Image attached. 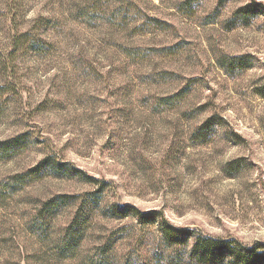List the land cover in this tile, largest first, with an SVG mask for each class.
<instances>
[{"label":"rangeland","instance_id":"1","mask_svg":"<svg viewBox=\"0 0 264 264\" xmlns=\"http://www.w3.org/2000/svg\"><path fill=\"white\" fill-rule=\"evenodd\" d=\"M186 1L0 0L2 58L26 32L44 43L0 61V85L15 88L0 100V142L32 139L11 159L0 155V264H100L109 238L118 240L105 264H191L187 249L165 248L157 226L117 219L114 206L264 247V15L239 13L264 0H194L188 11ZM48 155L100 182L10 185ZM103 181V201L66 256L59 242L79 201L46 231L34 215L54 195Z\"/></svg>","mask_w":264,"mask_h":264},{"label":"trees","instance_id":"2","mask_svg":"<svg viewBox=\"0 0 264 264\" xmlns=\"http://www.w3.org/2000/svg\"><path fill=\"white\" fill-rule=\"evenodd\" d=\"M192 1L194 0H187L185 2V5H187L185 9L187 11L190 10L189 7H191ZM255 12L264 15V6L261 3L253 2L239 8V13H241L242 17L246 20H249L250 15ZM154 22L162 24L161 21L157 19H154ZM26 45L32 47L36 52L44 50V43L36 37L33 38L28 32H26L15 38L13 42V50L7 54L5 53V57L2 58L0 52V61L8 59L11 54L15 53L13 51L18 52L19 50L24 49ZM129 53L131 58H135V52ZM229 61L243 62L244 57L233 56L229 58ZM14 91L15 88L13 87L12 82H6L5 84L0 85V100L7 97L8 94H12ZM213 119L214 118L207 120L202 125V129L206 127L209 128L210 125L214 123ZM31 143L32 139L29 135L27 133H21L0 142V155L2 159H11L16 153L25 149ZM46 177L60 179L77 177L88 184L100 182L99 179L84 174L69 162H61L54 158L53 155H48L35 166L28 168L27 171L14 174L11 177L10 185L14 187L19 185V187L22 188L25 185H29L32 181ZM107 185V182L103 181L100 183L98 190L92 192H87L81 195L58 194L48 198L43 201L42 206L34 215L33 224H35V227L46 231L45 227L47 221H51L55 213H58L60 210L72 206L79 201L76 213L69 225L64 229L65 231L59 242L61 248L60 251L66 256H69L74 248L77 249L81 239L84 237L85 225L90 220L89 212L96 207H100ZM112 213L117 219H125L133 216L136 218L140 226H157L160 232V240L164 243L165 248L168 250L175 248L179 251L181 249H187V259L191 264H223L225 262L228 264L264 263V247L261 244H256L253 247H244L237 246V244H235L236 241L234 240L231 241L206 237L197 233L195 230L173 225L162 211L149 210L147 212H142L137 208H120L114 206L112 208ZM192 238L194 239L193 244L190 245V240ZM117 240L118 238H109L105 244L101 245L100 253H98V261L100 264L108 262L111 257L109 255L114 251V246ZM171 257L173 258L174 256ZM124 264H132V262L129 259L125 261Z\"/></svg>","mask_w":264,"mask_h":264}]
</instances>
